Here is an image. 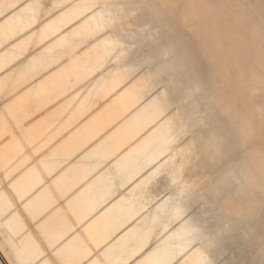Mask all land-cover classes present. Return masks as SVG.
<instances>
[{"label":"crops","instance_id":"0c3cea01","mask_svg":"<svg viewBox=\"0 0 264 264\" xmlns=\"http://www.w3.org/2000/svg\"><path fill=\"white\" fill-rule=\"evenodd\" d=\"M45 1L0 2V210H9L6 225L18 214L34 230L59 210L74 222L70 200L112 201L141 176L110 196L129 175L116 162L139 139H132L133 123L142 102L135 103L127 51L99 46L107 33L81 29L90 20L67 15L73 1ZM122 34L109 35L124 41ZM42 207L26 216L28 208Z\"/></svg>","mask_w":264,"mask_h":264},{"label":"rangeland","instance_id":"374dc122","mask_svg":"<svg viewBox=\"0 0 264 264\" xmlns=\"http://www.w3.org/2000/svg\"><path fill=\"white\" fill-rule=\"evenodd\" d=\"M17 1L18 0H0L3 6H11ZM48 1L49 0H46L44 3L50 4ZM71 1L74 3L68 6V8L74 6L75 10L78 11H80V7L90 6L91 8L88 11H84L85 13H83L82 16H87L89 18L90 22H88V24L94 23L97 19L94 13L100 9V4L92 2L91 0H64V3ZM139 1L140 0H135L134 4H138ZM255 1L257 3L260 2L259 4H263L264 6V0ZM212 4V0H202L195 4L196 6H200L202 12H205V10L206 12L211 11L208 18L193 14L192 7H190L188 11H184L182 9L181 0H175L171 3L173 9L171 13L179 15L176 21L179 29H182L186 24H199L206 28L202 35H197L192 32L186 34L188 43L196 46V50L193 53L200 55V59L199 62L195 60L191 61L189 68L192 74L190 77L184 79L182 75L179 74L176 77V81L178 83H184V87L186 85L191 88V82L198 84L197 71L203 66L204 69L213 70L214 72L210 80V85L212 86H210V89H214L215 93L213 96L216 101L230 100L234 102V107L227 110L225 114L228 120V123L224 125L228 132L225 136L227 139L226 147L230 153L225 155L221 160L220 164L222 166L232 162L233 157L238 153L246 158L254 159L257 155L256 144H259L262 138L259 134H256L252 137L251 143H248L246 146L244 145L241 150L238 149V141L241 137L242 130L246 131L253 128L254 123L253 121H247V108L240 96L236 97L233 95L230 79L232 78L234 69L237 68L240 62V57L244 56L250 58L254 53L250 49L248 43L244 44L236 34L228 31L223 32V34L221 33V21L216 18ZM263 6L262 9L264 14ZM165 9H167V7H165ZM3 11L4 10H1V12ZM114 15L117 17L118 14L115 13ZM142 15L144 18L145 15H148V18L151 19L155 17L156 12L143 11ZM132 18V16L127 17V19L122 18L123 31L125 29L126 31L128 30L127 27L130 26L128 20L133 22ZM211 21L214 22V27L207 29L206 25L210 24ZM102 22L103 21H98L96 23ZM125 23H127L126 27ZM140 24L142 26L144 25V19L139 22V25ZM117 29L120 30V28ZM112 31L113 28L110 26L102 28L100 32L107 33L106 37H110L109 34ZM167 31H170L171 34H175L174 30L172 27L168 26L167 22H152L150 26L145 27L144 35H140V39L137 40V43L146 44L151 48L166 46L168 44L166 37ZM128 36V32H123L120 38L127 39ZM213 44H216L218 47L221 46V51L213 50L211 48ZM174 50L176 54L187 51L183 46ZM113 51L118 52L119 55L121 54L118 49ZM153 52L159 54L160 50L155 49ZM123 54L124 58H128V68L131 77L134 75L130 81L131 85L145 70H147V64L137 62L135 57L131 58L128 51ZM114 57L116 58L118 56L116 55ZM258 60L264 62V54L260 55ZM178 86H180V84H178ZM198 88L205 94L206 90L203 86L199 85ZM193 91L196 93L195 89ZM176 95V90H174V92H167L164 88V83L160 82L152 86L148 92H145L141 100L135 102H142V105L134 119L133 129L136 130V133L133 135L132 139L138 135L139 139L137 142L131 144L122 157L116 162L119 173H126L128 171L129 175L127 181L115 184L116 188L111 192L110 196L119 194L135 177L141 176L139 181L131 184L125 192L120 193L119 198L113 199L112 201L109 198H82L70 200L68 202V210L75 219L74 222H72L67 213L59 210L61 217L64 216L70 226V228L67 227L64 229H60V224L56 221L46 225L48 227L44 226L42 230L37 229V226L44 224L55 212L43 218L40 224L34 227V230L33 222L23 217L25 218V222L22 224L18 214H14L6 225L5 221L9 217V210L4 213L0 210V241L6 238L10 245V247L7 245L3 246V250L0 251V264H17V261H19V264H47V258L50 257L53 249H56L62 264H89L90 262L97 264L100 260H104L105 264H108L109 261L113 262V264H123L125 260L127 264H192L191 255L199 251L209 237H214L218 234L219 227L222 224L220 220L222 216L210 219L209 223L204 224L201 229H198L199 234L195 235L194 238L193 235L187 233V235L181 239V246H183L184 249L180 254H175L170 258L163 254L160 256L163 252L162 242L164 238L176 231L185 220L190 218L196 221V219L199 218L201 210H203V200L201 198L194 199L193 205L186 208L187 205L184 196H186L188 192H185V189L182 191V198H179L178 201V204L183 206L180 208L181 211L177 216L178 218H174L165 229L162 227H155L152 229V232L148 235L149 238L146 237L143 245L141 241L137 239L138 235L143 234L147 230L142 227V221L140 219L144 214V210L147 209L148 215L155 213L160 204L165 202L171 195L172 189L170 188H173V185L182 181V178H179L175 184H171L169 182V177L165 175V177H163V175H153V172L157 169L161 170L165 168L162 164L170 157L171 149L183 147L191 136L190 134L184 137L180 136L178 140L171 143L170 146L163 148L159 147V138L162 133H170L172 130L170 124L172 119L170 121V117L178 112L177 104L174 102V100H176ZM171 96H173V102L170 98ZM187 101L192 103L193 111L202 108V103H199L195 94L190 95ZM217 122L220 123V120L217 119ZM144 130L147 131L143 136H140ZM173 132L176 134V130ZM146 137H151L153 139V143L148 146L147 150L129 154L128 151L134 146H137L139 149L145 147L144 140ZM205 137H211V133L206 132ZM176 165L177 164H175V167ZM200 166V163L197 161L194 162L193 179H196V174L199 172ZM224 172L223 170L221 171L222 174ZM256 173H259V171H256ZM164 184L168 186L166 187ZM142 194H146L147 197L144 200L143 207L138 208L134 215L127 216L125 219L109 225V216L119 209L123 202L137 198ZM251 198L256 200V196H252ZM241 200L245 201L246 197H242ZM29 203H32L34 206H39L38 201L37 203L33 201ZM42 203L44 205L45 201ZM214 209V207H209V216ZM45 210L46 209L43 207L40 210L37 208L34 210L28 208L26 216L32 219L35 217V215H33L35 212ZM228 216L229 214L224 215V217ZM234 217V215H231L230 219ZM236 220L239 221L238 229L241 230L243 234L247 235V238L242 236L237 240V243L233 245L231 243L233 240V231L229 229L224 230L219 240L223 242L222 246H226L222 248V253L219 255H217V253L220 252L219 249L213 248L212 258L216 259L218 264H264L262 253L255 254L254 258L249 256L251 251L250 241L255 240L263 228L260 213L251 212L245 214L242 220L238 218H236ZM65 236L68 238L65 239ZM69 242H71L70 249L74 253V256L71 258L65 257L68 247L66 245ZM261 245H264V241ZM200 261L201 259L196 263L199 264Z\"/></svg>","mask_w":264,"mask_h":264},{"label":"bare ground","instance_id":"6f19581e","mask_svg":"<svg viewBox=\"0 0 264 264\" xmlns=\"http://www.w3.org/2000/svg\"><path fill=\"white\" fill-rule=\"evenodd\" d=\"M91 1L100 4V9L94 13L97 19L94 23L88 24V22H83L80 24L81 29L90 30L95 33L100 30L99 28L111 26L116 34L128 32L129 43L125 42L126 39L124 41L121 39L115 40L110 35V37L100 39L99 46L112 47L113 50L128 51L129 55L131 52V58L136 56L137 62L147 64V70L131 84V88L134 87L138 93L137 95H139L138 100L143 98L145 92H148L152 86L160 82L164 83V88L167 92L177 91L176 100L173 99V96L170 98L172 102L174 100L177 104L178 112L170 117V121L172 119L170 122L172 130L170 133H162L159 138V147L170 146L171 143L178 140V137L191 135L183 147L171 149L170 157L162 164L165 166L164 169H157L153 172L155 176L163 175V177H169L171 184H175L179 178H182V181L180 180L181 182L178 183L180 185L175 184L173 188L169 187L172 189L171 195L165 202L160 204L155 213L150 214L153 217V225L146 232L138 235L137 239L143 245L146 237L149 238L148 235L152 232V229L155 227L165 229L170 225L174 218L180 214V208L183 207L181 204H178V201L179 198H182V191L185 189V192H188L184 196L186 208L193 205L194 199L201 198L203 200V210H201L199 218L196 221L190 218L185 220L176 231L164 238L162 242L163 252L160 256L163 254L170 258L175 254H180L184 249L181 246V239L187 233L193 235L194 238L195 235L199 234L198 229H201L204 224L209 223L210 219L222 216L220 219L222 224L219 227L218 234L214 237H209L204 246L191 255L192 264H198L196 262L199 259H201L199 264H203V261L209 255L213 257V248L219 249L220 252L217 255L222 253V248H225L226 245L222 246L223 242L219 240V237L224 230L229 229L233 231V240L231 241L233 245L242 236L247 238V235L238 229L239 221L236 218L242 220L245 214L254 212L260 213L263 228L256 239L250 241L252 247L250 246L251 251L249 256L254 258L255 254L262 253L264 259V245H261L264 241V62L258 60V57L264 54L263 4H259L260 2L257 3L255 0H212L214 14L221 21V33L223 34V32L228 31L236 34L244 44L248 43L254 53L250 58L240 57V62L237 68L234 69L232 78L230 79L233 95L236 97L240 96L247 108V121H253L254 123L253 128L246 131L242 130L238 141V149L241 150L244 145L246 146L248 143H251L252 137L256 134H259L262 138L261 142L256 144L257 155L254 159L246 158L238 153L233 157L232 162L221 166V160L225 155L230 153L226 147L227 139L225 136L228 132L224 125L228 123V120L225 114L227 110L234 107V102L230 100L216 101L213 96L215 91L214 89H210L212 87L210 80L214 72L213 70L204 69L203 66L197 71L198 84L191 82V88L186 85L184 87V83L176 81V77L179 74L184 79L190 77L192 74L189 68L191 61L195 60L199 62L200 59V55L193 53L196 50V46L188 43L186 34L192 32L202 35L206 28L199 24H186L182 29H179L176 23L179 15L171 13L173 11L171 3L175 0H140L138 4H134L135 0ZM181 1L184 11H188L192 7L193 14L204 18L210 16L211 11L206 12L205 10V12H202L200 6L195 5L196 2L202 0ZM90 8V6H83L78 11L72 6L65 11H68L67 15L79 16ZM143 11H154L156 15L151 19L148 18V15H145L144 18L142 15ZM115 13L118 14L117 17L114 15ZM130 16L133 17V22L128 20L130 26L127 27V31L126 29L123 31L122 18L127 19ZM143 19L144 25H139V22ZM98 21L103 22L96 23ZM155 21H165L174 30L175 34L167 31L168 44L163 47L151 48L146 44L137 43L140 35H144L145 27L150 26ZM69 24V22H66L63 26H68ZM206 27L207 29L214 27V22L211 21ZM117 28H120V30ZM181 46L187 51L176 54L174 49L181 48ZM211 48L215 51H221V46L218 47L216 44L211 45ZM155 49H159L160 53L155 54L153 52ZM199 85L205 88V94L199 90ZM194 89L196 93L193 91ZM193 94H195L199 103H202V108H198L196 111H193L192 103L187 101L188 97ZM217 119L220 120V123L217 122ZM174 130H176V134H174ZM206 132L211 133V137H205ZM152 143L153 139L146 137L144 140L145 147L139 149L137 146H134L128 152L131 154L132 152L138 153L142 150H147L148 146ZM195 161L200 163L201 166L199 172L196 174V179H193L194 175L192 173ZM175 164H177L176 167ZM222 170L225 171L223 174L221 173ZM256 171H259V173H256ZM164 185L166 186V184ZM252 196H256V200L252 199ZM242 197H246V200L242 201ZM209 207L215 208L210 213V216L208 214ZM226 214H229V216L224 217ZM231 215L235 217L230 219ZM54 218H58L60 229L70 228L65 218L61 217V215L48 219L45 224L48 225ZM70 244L71 242L66 245L68 247L65 256L69 258L74 256V253L70 249ZM89 264H94V262H90Z\"/></svg>","mask_w":264,"mask_h":264},{"label":"clouds","instance_id":"9594fccd","mask_svg":"<svg viewBox=\"0 0 264 264\" xmlns=\"http://www.w3.org/2000/svg\"><path fill=\"white\" fill-rule=\"evenodd\" d=\"M146 198V194H142L137 198L123 202L121 207L109 216V225L117 223L125 219L127 216L134 215L138 208L143 207V203ZM140 219L142 221V227L145 230L153 225V217L147 214V209L144 210V214ZM5 245L10 247L6 238L0 241V251L3 250V246ZM17 264H19V261H17ZM47 264H62L56 249H53L50 257L47 258ZM97 264H105V261L100 260L97 262ZM108 264H113V262L109 261ZM123 264H127V261L125 260ZM203 264H218V262L216 259L212 258L211 255H209V257L203 261Z\"/></svg>","mask_w":264,"mask_h":264}]
</instances>
